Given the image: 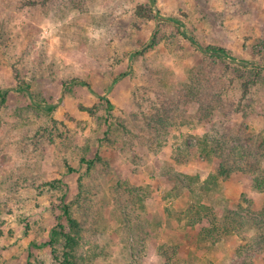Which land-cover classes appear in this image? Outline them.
<instances>
[{
	"label": "rangeland",
	"instance_id": "obj_1",
	"mask_svg": "<svg viewBox=\"0 0 264 264\" xmlns=\"http://www.w3.org/2000/svg\"><path fill=\"white\" fill-rule=\"evenodd\" d=\"M0 92V264H61L49 244L65 195L84 264H135L130 235L136 264H164L163 245L181 263L264 264L258 228L199 255L209 221L184 216L264 211L249 177L218 174L235 160L264 184V0H0Z\"/></svg>",
	"mask_w": 264,
	"mask_h": 264
},
{
	"label": "trees",
	"instance_id": "obj_2",
	"mask_svg": "<svg viewBox=\"0 0 264 264\" xmlns=\"http://www.w3.org/2000/svg\"><path fill=\"white\" fill-rule=\"evenodd\" d=\"M189 42L196 46L198 50L204 54H210L218 58L232 57V55L225 48L217 46H201L194 39H189ZM76 83L77 85L91 89V86L87 82L77 80L72 82V84ZM205 96H207V93L202 90L190 89L184 97L185 99L188 98L192 102L196 101L200 105V111L203 114H206L213 109L208 108L210 105L209 102L204 100ZM0 97H2L3 101H5L7 97L6 92H0ZM106 102L109 109L113 108V104L110 100L107 99ZM53 109L54 106L48 107V110L52 111ZM86 111L90 110L87 109ZM203 138L206 139L207 135H204ZM218 149L220 150L221 154H226L223 146L221 144L215 143L214 151L216 152ZM239 154L240 153H236V155ZM224 162H227L228 164L224 165ZM224 162L221 164L218 171V174L221 177H230L233 173H240L249 177V184L252 189L258 192L264 191V184L256 175L251 173L248 167L238 165L237 161L235 160L225 159ZM126 191L130 198L135 200V203L142 202L151 196V193L138 187H129L126 188ZM59 210L60 216L57 218V223L52 231L49 245L52 247H54L55 244L60 246L62 255L58 256V259L59 257H62L61 264H84V254H82V228L79 222L73 217V210L67 200V195L64 196ZM184 216L189 218V224L191 227L196 226L203 220L209 221V226L200 230L196 241V250L199 255L206 254L205 252L215 248L224 236L239 234L244 228H247L248 226L259 229L258 237L254 241V247L261 250L264 249V211L248 214L247 210L244 209L243 206H237L236 209L231 208L221 220L218 213H216L214 209H210L201 203H194L190 204ZM132 222L133 221L127 219V222L125 223V228L127 230L131 229ZM125 240L133 257V261L136 264L140 259L136 256L140 255L141 252L139 251H142V246H140L138 249L137 241L134 240L133 235H130L129 239L125 237ZM53 253H58L56 248L53 249ZM159 255L165 260L164 264H197V261L194 257L185 261L184 263L179 262L177 257L178 251L176 248L171 246H161Z\"/></svg>",
	"mask_w": 264,
	"mask_h": 264
}]
</instances>
